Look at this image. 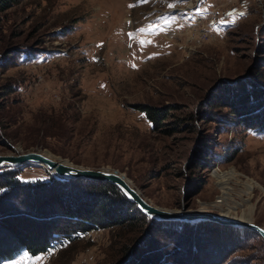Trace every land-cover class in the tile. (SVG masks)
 Returning <instances> with one entry per match:
<instances>
[{
	"label": "rangeland",
	"instance_id": "rangeland-1",
	"mask_svg": "<svg viewBox=\"0 0 264 264\" xmlns=\"http://www.w3.org/2000/svg\"><path fill=\"white\" fill-rule=\"evenodd\" d=\"M263 100L264 0H13L0 10V154L107 167L151 205L264 226ZM140 105L157 109L156 123ZM10 168L22 181L52 177L30 163L0 171ZM113 185L97 206L113 209L105 227L53 233L44 250L0 264H125L132 245L166 264L175 254L264 264L248 228L142 216Z\"/></svg>",
	"mask_w": 264,
	"mask_h": 264
},
{
	"label": "trees",
	"instance_id": "trees-1",
	"mask_svg": "<svg viewBox=\"0 0 264 264\" xmlns=\"http://www.w3.org/2000/svg\"><path fill=\"white\" fill-rule=\"evenodd\" d=\"M12 1L0 0V10L10 6ZM241 104L245 108L246 102ZM139 107L147 117L156 123L155 118L158 116V112L155 107L150 105H140ZM255 108V111H260L258 114L262 113L261 115H263L264 100L258 103ZM263 121L260 123L262 124ZM88 183H97L98 186H90L91 188H87V190L82 189V186L86 187ZM107 190L115 192L116 187L108 182L85 178L58 179L50 177L45 181H22L16 176L14 168L1 170L0 237L1 234H8L15 241L6 245L8 241L4 240L3 242L0 238V243L6 245L0 247V260L11 258L12 254L20 248L31 254L44 250L53 233L67 236L75 230L86 231L93 227H105L106 224L102 220L113 221V209L107 208L101 211L97 210V206L104 202ZM127 201L134 206L132 201ZM135 211L142 216L145 215L138 208H135ZM197 234L195 232L194 235L187 237L189 238L188 242L202 238ZM192 238L194 240H191ZM148 248L132 245L130 258L126 260L125 264L167 263L162 261L164 255H157L152 249L153 247L148 246ZM186 259L184 256L175 254V264H185ZM188 264H194V262L190 260Z\"/></svg>",
	"mask_w": 264,
	"mask_h": 264
},
{
	"label": "water",
	"instance_id": "water-1",
	"mask_svg": "<svg viewBox=\"0 0 264 264\" xmlns=\"http://www.w3.org/2000/svg\"><path fill=\"white\" fill-rule=\"evenodd\" d=\"M63 159H54L40 151H25L15 155L0 154V166H16L22 164L42 165L47 169L49 174L55 178H85L92 180L108 181L115 184L119 189L132 201L140 211L155 219H176L181 221H198V220H214L221 223L235 224L239 227H246L257 233L264 241V226L253 221H239L236 219L225 218L219 214L212 212H195L184 211L182 209H165L151 205L139 192L134 188L127 179L125 180L121 173L109 170L107 167L89 168L75 166L66 163ZM130 184V185H129Z\"/></svg>",
	"mask_w": 264,
	"mask_h": 264
},
{
	"label": "bare ground",
	"instance_id": "bare-ground-1",
	"mask_svg": "<svg viewBox=\"0 0 264 264\" xmlns=\"http://www.w3.org/2000/svg\"><path fill=\"white\" fill-rule=\"evenodd\" d=\"M47 156H49V157H51V158H54L52 155H50V154H48V153H45ZM54 159H56V158H54ZM61 161V160H60ZM61 162H63L64 163V160H62ZM39 166H42V165H40L39 164ZM121 176H123L122 174H121ZM123 178L126 180V178L123 176ZM58 179H65V178H58ZM127 181V183L129 182L128 180H126ZM130 185V184H129ZM243 221V220H242ZM248 222V221H247Z\"/></svg>",
	"mask_w": 264,
	"mask_h": 264
},
{
	"label": "snow or ice",
	"instance_id": "snow-or-ice-1",
	"mask_svg": "<svg viewBox=\"0 0 264 264\" xmlns=\"http://www.w3.org/2000/svg\"><path fill=\"white\" fill-rule=\"evenodd\" d=\"M140 31H144L143 29H141Z\"/></svg>",
	"mask_w": 264,
	"mask_h": 264
}]
</instances>
